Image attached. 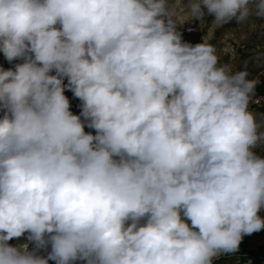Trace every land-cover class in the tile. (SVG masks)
I'll return each instance as SVG.
<instances>
[{
	"label": "clouds",
	"instance_id": "obj_1",
	"mask_svg": "<svg viewBox=\"0 0 264 264\" xmlns=\"http://www.w3.org/2000/svg\"><path fill=\"white\" fill-rule=\"evenodd\" d=\"M185 9L0 0V53L19 61L0 66V264H214L264 229L257 81L179 31L264 21V0Z\"/></svg>",
	"mask_w": 264,
	"mask_h": 264
},
{
	"label": "rangeland",
	"instance_id": "obj_2",
	"mask_svg": "<svg viewBox=\"0 0 264 264\" xmlns=\"http://www.w3.org/2000/svg\"><path fill=\"white\" fill-rule=\"evenodd\" d=\"M172 3L176 12L182 16L186 10L187 0H172ZM205 22L200 23L189 18L179 27V31L185 41L193 44L206 41L214 45L220 62L230 65L233 71L243 70L247 61L249 78L257 81L250 109L259 119L264 116V21L253 19L242 25L232 21L220 28L209 24L207 16ZM257 97L259 102L255 103ZM260 215L264 218V212ZM26 242L25 238L9 241L13 245ZM29 248H33L31 243ZM50 250L49 246L46 250L41 249L39 254L46 256ZM53 262L49 260V264ZM214 264H264V229L245 235L237 252L219 256L214 260Z\"/></svg>",
	"mask_w": 264,
	"mask_h": 264
},
{
	"label": "trees",
	"instance_id": "obj_3",
	"mask_svg": "<svg viewBox=\"0 0 264 264\" xmlns=\"http://www.w3.org/2000/svg\"><path fill=\"white\" fill-rule=\"evenodd\" d=\"M213 17L212 16H207L208 23L211 24ZM19 61H14L13 63H9L5 57L3 56L2 53H0V66H2L5 69L11 68L14 66L15 63H18ZM65 83H67V80H65ZM65 95L69 98L70 104H71V110L73 111L74 114H79L81 109H80V101L78 98H75L72 94L71 91L66 90ZM2 114V113H0ZM85 131H93L92 129L85 128ZM11 244V243H10ZM55 264V262L51 263ZM79 264V262H78Z\"/></svg>",
	"mask_w": 264,
	"mask_h": 264
},
{
	"label": "built area",
	"instance_id": "obj_4",
	"mask_svg": "<svg viewBox=\"0 0 264 264\" xmlns=\"http://www.w3.org/2000/svg\"><path fill=\"white\" fill-rule=\"evenodd\" d=\"M259 102V98L257 97L256 99H255V103H258Z\"/></svg>",
	"mask_w": 264,
	"mask_h": 264
}]
</instances>
